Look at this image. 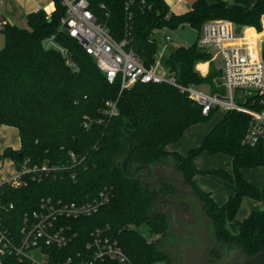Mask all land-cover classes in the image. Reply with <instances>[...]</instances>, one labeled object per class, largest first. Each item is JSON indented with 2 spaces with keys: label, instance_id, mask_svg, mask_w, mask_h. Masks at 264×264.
<instances>
[{
  "label": "trees",
  "instance_id": "16d2710c",
  "mask_svg": "<svg viewBox=\"0 0 264 264\" xmlns=\"http://www.w3.org/2000/svg\"><path fill=\"white\" fill-rule=\"evenodd\" d=\"M53 1L55 9L51 16L44 10L32 12L27 15V28L6 23L0 30L5 37V46L0 50V126L18 128L21 138V148H7L0 160L9 158L17 167L25 160L32 165H69L70 152L85 160L74 169L78 172L76 179L71 178L69 169L41 181L31 180L27 187L19 189L2 183L0 216L12 217L33 210L43 196L89 200L108 185L114 189L113 199L98 216L85 221L87 228L82 233L88 235L90 228L102 222L125 227L118 238L134 264H172L156 245L159 241L148 243L147 237L159 233L161 240L170 229L168 215L154 214L153 209L160 200L178 194L176 186H145L136 178L147 172L142 165L172 160L182 173L184 184L197 192L205 206L212 236L217 241L211 260H225L223 247L248 256L264 252V190L241 174L243 168L264 166V149L241 142L250 117L228 111L188 155L167 151V145L178 141L189 127L208 119L217 109L204 116L201 106L168 83L137 82L121 93V81L110 84L94 58L61 29L66 7L62 0ZM88 1L97 21L115 39H131L146 67L157 59L160 42L154 37L155 30L188 25L201 32L209 19H227L263 30L264 0H258L245 14L230 10L224 3L210 4L207 0H196L192 9L183 14L173 13L165 0ZM52 36L68 49L73 66L58 50L45 47L44 42ZM211 58L197 40L189 47L172 48L161 62L184 86L215 85L221 77L219 70L200 77L195 69L197 63ZM108 101L117 103L116 116L106 113ZM86 120L91 122L89 128L84 127ZM203 152L232 157L233 174L224 169H198L194 161ZM128 154L124 170L122 162ZM196 174L232 181L233 195L219 205L210 193L196 187ZM245 197L262 202L263 207L237 222ZM11 203L15 209L6 211ZM141 227H146L149 235L142 233ZM2 260L3 264H18L13 256H3Z\"/></svg>",
  "mask_w": 264,
  "mask_h": 264
},
{
  "label": "built area",
  "instance_id": "2783aa9c",
  "mask_svg": "<svg viewBox=\"0 0 264 264\" xmlns=\"http://www.w3.org/2000/svg\"><path fill=\"white\" fill-rule=\"evenodd\" d=\"M62 4L66 7V15L61 20V29L94 58L110 84L121 81V93L137 82L171 84L201 106L204 116L215 109L247 114L250 123L241 142L244 146L264 149L263 34L227 19L204 23L197 39L198 46L211 54L212 61H220L219 79L228 90L226 95L206 93L200 89L203 85L180 84L162 64V56L151 67H146L133 49L131 39H115L109 29L97 21L88 0H62ZM40 10L44 9L37 11ZM238 25L241 27L239 32L236 30ZM249 29L254 30L252 42L248 41ZM257 40L261 44L260 53L254 50ZM164 41L170 42V39ZM44 44L58 50L69 65H74L68 49L59 45L54 36ZM106 105L110 117L118 114L116 102L108 101ZM90 123L86 120L84 127L89 128ZM69 156V165L50 166L48 162L32 165L29 160L20 167L15 164V174L0 185L7 182L12 188L19 189L27 187L31 180L41 181L50 174L59 175L69 169H72L71 178L76 179L78 172L74 169L80 168L85 158L74 152ZM113 197V187L106 185L89 200L67 201L43 196L33 210L12 217L0 216V264H3L2 257L7 255L15 257L18 264H134L118 238L125 227L116 228L102 222L90 228L88 235L82 233L87 228L85 221L98 216ZM14 209L12 203L5 208L6 211ZM161 237L159 233L153 234L147 241L157 242Z\"/></svg>",
  "mask_w": 264,
  "mask_h": 264
},
{
  "label": "rangeland",
  "instance_id": "374dc122",
  "mask_svg": "<svg viewBox=\"0 0 264 264\" xmlns=\"http://www.w3.org/2000/svg\"><path fill=\"white\" fill-rule=\"evenodd\" d=\"M257 1L258 0H212L213 3H218V4L224 3L227 6V8L240 14H245L248 11H250ZM41 4L43 5L46 14L51 16L54 9L53 0H41ZM32 6H33L32 1L30 0H0V29L3 28L2 25L4 24L3 23L4 20L10 23H14L22 28H27L28 27L27 14L33 8ZM209 20H216V19H209ZM261 23L263 26V30L261 31L256 29L255 32L264 35V15L261 17ZM199 33L200 31L193 29L192 27L187 25L181 26L177 29H169L166 31L163 29H159L154 31V35L155 34L157 35L156 38H159V36L162 37L169 36L171 38L170 44H168L169 42H167L166 44L161 45V47H165V49L166 46H169V50L167 52H169L170 50H172V48L177 46H183V47L191 46L196 41ZM4 46H5V37L3 34L0 33V50L4 48ZM161 47L159 46L157 53L158 60H160V56H161L160 53L162 52ZM254 50L258 53H260L261 51V44L258 40L256 42V45L254 46ZM219 66H220L219 60L217 61L203 60L196 64L195 69L200 77H207L211 71L218 70L217 68ZM159 71L162 70L159 69ZM200 89L206 93H218L222 95H226L228 93V90L224 85H218L217 83L215 85L206 83L205 85L201 86ZM222 116H224V111L222 109H217L210 115V117H208V119L204 120L202 123H204L207 126H210L214 121H217L218 119L222 118ZM167 161H164L163 163H166L165 165L167 164L169 165V168L175 173L176 177L183 178L182 173L178 169H173V164H171L173 161L169 160V163H167ZM205 164L209 166H216L217 164L220 165L221 163L212 162L211 158L208 157L206 159ZM176 197H177L176 199L179 201L186 200L187 202L191 203L192 210L195 215V219L202 224L199 207L196 200L192 197H185L181 194H179ZM162 201L163 200H160L155 205L153 209L154 214H158L161 212L169 213L171 206L166 205ZM182 215L183 214H181V217ZM241 216H242V211H240L238 217ZM139 230L142 233L149 235L146 227H141L139 228ZM186 242L194 243L196 242V240L186 238L185 236L179 234L174 230L172 224H170V229L168 230L167 233H165L163 238L159 240V242H157L156 245L158 246L162 254L166 257V259L170 261L172 264H184V252L180 247L185 245L187 246ZM223 249L226 255L225 260H229L234 254L240 252L236 250L226 251V247H223Z\"/></svg>",
  "mask_w": 264,
  "mask_h": 264
},
{
  "label": "crops",
  "instance_id": "0c3cea01",
  "mask_svg": "<svg viewBox=\"0 0 264 264\" xmlns=\"http://www.w3.org/2000/svg\"><path fill=\"white\" fill-rule=\"evenodd\" d=\"M165 1L173 13L183 14L192 9V6L196 0H165ZM207 1L210 4H217V3H213L212 0H207ZM32 5H33L32 6L33 8L28 12V14L32 12H36L38 8L44 9L43 5L41 4V0L32 1ZM53 5H54L53 8L55 9L54 1H53ZM3 23L4 24L2 26H4L6 23L11 24V25L14 24L6 20H4ZM163 30L166 31L169 29L165 28ZM154 37L156 38L157 35L155 34ZM198 37H199V34H198ZM165 38H169L171 41V38L169 36H166V37L159 36V38H157V40L160 42V45H159L160 47L161 45H164L167 43L165 41L162 42V40H164ZM168 44H170V42ZM161 50L162 52L160 54L161 56L163 55L162 57L168 56L171 51L170 50L169 52H167L169 50V46H166V49L165 47H161ZM223 117L224 116H222V118ZM222 118L218 119L217 121H214L210 126H207L202 122L192 125L184 132L183 136L178 141L167 145L166 150L169 152H177L182 156L188 155L191 149L197 148L203 143L204 139L206 138L210 130L218 122H220ZM7 148H12L14 150H19L21 148L20 133H19L18 128L14 126L1 125L0 126V155L3 154V152ZM208 157L211 158L212 162H217L221 164L220 165L217 164L216 166H209L205 164L206 159ZM232 161H233L232 157L226 154L218 153L214 155H209L208 153L203 152L195 159L194 163H195V166L201 170L224 169L232 175L233 174ZM167 163H169V160L167 161ZM160 164H164V166H166L169 170H171L168 164L167 165H165L166 163H160ZM160 164H155L153 166L154 171L156 170V167L157 168L159 167V171L163 169L162 167H160L161 166ZM171 164H173V169H176L175 163L172 162ZM15 170H16L15 163L11 159L4 158L3 160H1L0 161V182H3L7 178L14 175ZM241 174L246 181L255 185L259 189L264 190V166H258L254 168H243L241 170ZM193 181L197 188L210 193L212 198L219 205H224L229 200V198L233 195V187L235 186V184L232 181L226 182L221 179H218L212 176H205L202 174H196L193 177ZM262 207H263L262 202L249 198V197H245L243 199V202L237 214V222L244 221L250 215L251 212L258 211ZM240 211H242V216L238 217L240 214Z\"/></svg>",
  "mask_w": 264,
  "mask_h": 264
},
{
  "label": "water",
  "instance_id": "95a60500",
  "mask_svg": "<svg viewBox=\"0 0 264 264\" xmlns=\"http://www.w3.org/2000/svg\"><path fill=\"white\" fill-rule=\"evenodd\" d=\"M236 30L239 32L241 30V27L238 25L236 27ZM162 42H164V40H162ZM217 84L221 85L222 80L217 79ZM129 156L130 154H128L122 162L124 170L126 168V162ZM142 167L147 169V174H139L136 176V178L143 185L154 187L161 183H170L176 186V189L180 194L194 198L198 204L203 226L193 227L189 230H183L180 227L179 215H174L173 217L174 226L178 232H181L184 235L194 236L199 242V246L196 247H180L184 252V264H264V252H260L255 256H248L243 252H237L229 260H224L218 263L213 262L211 260V253L216 248L217 241L215 238L212 237L211 223L207 217V212L201 197L197 194L195 190L187 187L184 184L183 178L176 177L172 174H165L158 179L151 180L149 178L153 174V166L142 165Z\"/></svg>",
  "mask_w": 264,
  "mask_h": 264
},
{
  "label": "flooded vegetation",
  "instance_id": "af4514ba",
  "mask_svg": "<svg viewBox=\"0 0 264 264\" xmlns=\"http://www.w3.org/2000/svg\"><path fill=\"white\" fill-rule=\"evenodd\" d=\"M163 169L159 171V167H156V170L153 172V174L151 175V177L149 179H158L160 177H162L165 174H172L175 176V173L172 170H169L166 166H164V164H160ZM147 174V172L145 173ZM160 185V184H159ZM157 185V186H159ZM180 193L178 192V194H176L175 196H168L165 197L163 199L162 202H164L166 205H170V211L169 213H166L171 221L170 224H172L174 230L176 232H178L174 226V220L173 217L174 215L180 217V227L183 230H189L192 229L193 227H200L203 226V224L199 223L196 219H195V215L194 212L192 210V206L191 203L187 202L186 200H177L176 196H178ZM182 195V194H181ZM184 196V195H183ZM188 197V196H185ZM164 213V212H161ZM181 214L182 217H181ZM179 234L185 236L186 238L189 239H193L196 240V242H186L187 246L186 247H196L199 246V242L197 241V239L194 236H188V235H184L181 232H178ZM212 234V232H211ZM213 237V236H212ZM179 248V247H178Z\"/></svg>",
  "mask_w": 264,
  "mask_h": 264
},
{
  "label": "bare ground",
  "instance_id": "6f19581e",
  "mask_svg": "<svg viewBox=\"0 0 264 264\" xmlns=\"http://www.w3.org/2000/svg\"><path fill=\"white\" fill-rule=\"evenodd\" d=\"M253 31H254L253 29H252V30L249 29V30L247 31V35L249 36V37H248V41H249V42H252L253 40H255V39H254L255 37L253 38V36H254Z\"/></svg>",
  "mask_w": 264,
  "mask_h": 264
}]
</instances>
